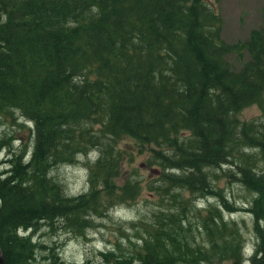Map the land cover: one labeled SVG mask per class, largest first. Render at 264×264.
I'll list each match as a JSON object with an SVG mask.
<instances>
[{
    "label": "trees",
    "instance_id": "16d2710c",
    "mask_svg": "<svg viewBox=\"0 0 264 264\" xmlns=\"http://www.w3.org/2000/svg\"><path fill=\"white\" fill-rule=\"evenodd\" d=\"M221 22L206 0H0V116L19 108L35 128L29 159L10 152L0 169L3 264L36 257L41 244L18 228L59 217L82 230L90 212L132 199L136 182L119 181L130 146L148 150V164L180 169L162 172L171 187L201 194H213L204 167L238 158L240 180L257 193L248 207L255 230L250 261L264 264V168L249 165L242 150L255 148L264 160V126L239 118L250 104L264 117V10L262 24L243 40H224ZM245 51L248 59L232 69L226 55ZM122 135L130 138L123 146ZM6 143L0 139V149ZM88 148L97 152L90 186L66 196L49 169ZM205 211L209 245L196 251L199 259L240 264L238 233L215 207ZM165 213L177 215L171 206ZM151 226L139 264H201L194 247L184 252L175 230ZM54 256L51 250L44 258Z\"/></svg>",
    "mask_w": 264,
    "mask_h": 264
},
{
    "label": "rangeland",
    "instance_id": "374dc122",
    "mask_svg": "<svg viewBox=\"0 0 264 264\" xmlns=\"http://www.w3.org/2000/svg\"><path fill=\"white\" fill-rule=\"evenodd\" d=\"M206 1L213 2L219 9L222 20L220 35L226 41L246 39L251 29L262 24L264 0ZM248 57L247 51L242 57L235 52L226 55L232 69H238ZM239 118L255 119L264 126V117L256 104L244 107L239 113ZM32 122L16 107L10 108L3 117L0 116V139H6L9 143L0 149V169L8 167L5 159L10 152L17 154L23 151V161L29 159L34 148L35 128ZM128 139L130 138L122 135L118 143L123 146L124 141L126 140L127 144ZM129 148L133 150L132 154L128 153L126 147L125 154L132 159H125L119 181L136 182L139 188L133 198L110 206L100 215L90 212L86 215L88 222L82 230L65 226L59 217L54 221L39 220L34 228H18V234L29 235L33 242L42 245L36 247V257L30 260V264H48L52 258L67 264H81L87 258L91 259L92 264H129V261L131 264L133 261L134 264H139L137 251L142 245V239L151 230V225V228L158 226L175 230L184 252L188 249L192 251L194 247V261H202L201 264H230L228 260L217 261L215 257H212V262L209 263L204 261L205 259H199L200 254L196 253L198 249L209 245L202 219L203 215H206L205 209L210 206L219 212L217 216L233 227L230 230L238 233L243 251L240 264H252L250 259L254 249L255 230L253 215L248 207L257 193L247 189L240 180L239 167L236 165L239 163L238 158L230 156L228 162L204 167L203 171L206 172L209 189L213 194H201L185 187H171L170 183L161 179L162 172L180 173V169L175 171L173 167L148 164V150L141 152L139 147ZM242 150L246 151L245 156H250L252 162L248 163L249 165L258 170L264 168V160L255 148L244 146ZM96 155L95 149L88 148L84 152H76L71 160L51 166L49 173L59 182L66 196H75L89 188V168L93 165ZM184 202L188 206L182 208L180 203ZM169 206L177 211L175 217L166 215L165 211ZM51 250L58 258H44Z\"/></svg>",
    "mask_w": 264,
    "mask_h": 264
},
{
    "label": "water",
    "instance_id": "95a60500",
    "mask_svg": "<svg viewBox=\"0 0 264 264\" xmlns=\"http://www.w3.org/2000/svg\"><path fill=\"white\" fill-rule=\"evenodd\" d=\"M0 264H3V259H2L1 252H0Z\"/></svg>",
    "mask_w": 264,
    "mask_h": 264
},
{
    "label": "bare ground",
    "instance_id": "6f19581e",
    "mask_svg": "<svg viewBox=\"0 0 264 264\" xmlns=\"http://www.w3.org/2000/svg\"><path fill=\"white\" fill-rule=\"evenodd\" d=\"M89 161V160H88Z\"/></svg>",
    "mask_w": 264,
    "mask_h": 264
}]
</instances>
